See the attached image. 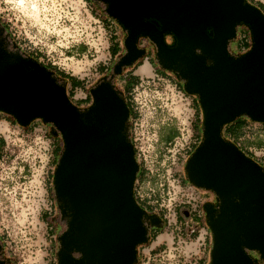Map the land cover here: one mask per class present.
I'll list each match as a JSON object with an SVG mask.
<instances>
[{
	"label": "water",
	"instance_id": "obj_1",
	"mask_svg": "<svg viewBox=\"0 0 264 264\" xmlns=\"http://www.w3.org/2000/svg\"><path fill=\"white\" fill-rule=\"evenodd\" d=\"M91 1L122 25L125 36L108 74L89 87L87 107L74 105L66 81L24 53L0 22V112L21 126L41 119L63 142L51 182L63 224L56 264H136L152 225L162 224L134 197L139 164L129 108L114 83L146 57L139 36L154 45L157 65L175 75L201 111V138L184 174L216 199L202 206L211 235L207 264H259L264 166L225 138L222 128L238 117L264 122V13L245 0ZM239 23L248 26L252 43L233 54L229 44ZM3 248L0 239V264H7Z\"/></svg>",
	"mask_w": 264,
	"mask_h": 264
},
{
	"label": "rangeland",
	"instance_id": "obj_2",
	"mask_svg": "<svg viewBox=\"0 0 264 264\" xmlns=\"http://www.w3.org/2000/svg\"><path fill=\"white\" fill-rule=\"evenodd\" d=\"M23 1L26 6L20 5L19 0H0V21L4 22L7 32L10 37H14L19 47L27 52H37L40 55L39 60L44 63L57 65L60 69L94 84L106 74L98 71L97 65L112 62L109 45L113 32L116 33L121 47L120 54L124 51L125 32L122 25L114 23L113 19L93 2L84 5L85 2L81 0ZM259 1L264 4V0ZM30 3L34 7L29 6ZM107 20L108 24L115 28L112 32L111 27L104 24ZM243 34L246 35L248 43L252 42L248 26L239 23L236 35L230 41L229 52L248 50L242 48L240 37ZM169 40L167 36L168 44ZM146 41L141 40L139 36L138 46L142 44L141 47H145ZM153 60L150 59L149 62L156 66L157 63ZM112 64L113 62L111 66ZM149 69L148 64H145L138 71L142 75ZM79 91L77 90L75 97L83 95ZM8 117L10 116L0 112V129L4 126L3 121L7 123L5 118ZM148 119L147 115L143 117V126L137 131L142 133L138 136L144 140L145 146L151 132V123ZM36 120L37 118L31 120L28 125ZM4 135L7 136L6 130L0 131V137ZM252 139L260 140L257 136ZM57 142L62 148L60 136ZM1 151L2 146H0V237L4 243L3 258L7 260V264H56L57 234L63 229V224L59 219L53 192L51 196L49 191L52 172L47 173L48 165L45 161L21 172V161L13 157H1L3 155ZM253 159L262 165L258 159ZM207 193L211 195L212 203H215L214 195L210 191ZM45 211L47 218L43 215ZM204 226L205 229L189 239L185 236L173 239L172 231L162 228L161 233L152 236L153 239L140 246L139 264H188L191 259L193 262L199 256L209 261L211 235L206 223ZM203 233L205 250L201 247L198 251V240L202 239ZM260 263L264 264V260Z\"/></svg>",
	"mask_w": 264,
	"mask_h": 264
},
{
	"label": "built area",
	"instance_id": "obj_3",
	"mask_svg": "<svg viewBox=\"0 0 264 264\" xmlns=\"http://www.w3.org/2000/svg\"><path fill=\"white\" fill-rule=\"evenodd\" d=\"M81 1L85 2L84 5L87 3L86 0ZM92 83L85 80V88H89ZM77 90L83 95L75 97ZM86 95L87 91L84 89H75L71 99H84ZM128 98L129 133L139 164L138 173L140 172L134 181V197L138 204L148 208L151 215L163 220L162 228L170 229L173 239L183 236L189 239L205 229V212L202 206L205 202L212 201L207 190L190 184L184 174L186 159L193 151V146L200 141L193 127L199 115L195 98L180 87L175 79L156 71L151 76H140L139 82L128 93ZM89 105L90 103L81 104V107ZM145 115L151 123L146 146L138 136L142 133L137 132L143 126ZM7 123V136L2 137L4 144L1 157L20 160L21 172L45 161L48 165L47 173H53L57 144L47 126L38 120L27 126ZM165 128H174L176 131L172 139L167 141L161 138L162 133L167 130ZM243 133L236 144L264 164V122L248 121L243 126ZM255 136L260 138V147L242 143V139L254 140L252 138ZM182 208L189 212L187 217L182 213ZM194 218L198 220L193 222ZM184 220L191 225L184 226ZM204 235L205 233L198 240V251L201 247L205 250ZM201 258L199 256L193 262L191 259L188 264H198Z\"/></svg>",
	"mask_w": 264,
	"mask_h": 264
},
{
	"label": "trees",
	"instance_id": "obj_4",
	"mask_svg": "<svg viewBox=\"0 0 264 264\" xmlns=\"http://www.w3.org/2000/svg\"><path fill=\"white\" fill-rule=\"evenodd\" d=\"M245 1L255 5L256 7L261 9V11L264 13V4L261 1H259V0H245ZM104 24H107V27H111V30H110L111 32H112L113 29H115L112 24L111 25L108 24V20L106 22H104ZM11 39L14 41L13 37H11ZM110 40H111V43L109 45L110 59H111L112 62H114V60L117 59V57L119 56V54L121 52V47H120V44H119V41H118V39L116 37V33L115 32H113L110 35ZM251 43H248L246 41L245 42V47L242 46V48L249 49ZM15 44L18 45L16 42H15ZM21 50L24 53L28 54L29 56L33 57L35 60H39V56L40 55L37 52L33 53V52H27L24 49H21ZM137 62L135 64H137ZM42 63L47 68L53 70L59 77H61L62 79H64L66 81V92H67L68 97L70 99H71V96H73L75 89H77V88H81V89H84L85 91H87V95H86V97L84 99H77V100H72L71 99V101H72V103L74 105H76L78 107H81V104H87V103L91 104L92 103V96H91V94L88 91L89 88H85V79H81V78H79L77 76H74V75L64 71L63 69H60L59 67H57V65H54V64H51V63H44V62H42ZM111 63L110 64L99 63L97 65V70L100 71L103 74L104 73L108 74V72L111 69ZM124 69H126V68H124ZM157 73H159V72H157ZM124 74H125V76L123 75V72H122L120 75H118L115 78L114 83H115L116 87L123 93V95L125 97V100H126V103H127V106L130 109V101H129V98H128V93L139 82V76L131 74V70L125 71ZM177 83L179 84L180 87L183 88V85L181 83H179V82H177ZM195 104L198 105L197 100H195ZM198 108L199 107L197 106V110H198ZM198 114L199 115L197 116L193 127H194L195 134L200 137V135H201V111L200 110L198 111ZM250 120L251 119H248L246 117H238L235 120H233L232 122L224 125L223 128H222L223 136L225 138L237 143L239 138L242 137L243 134H244L243 133V126ZM175 133H176V131L174 130V128H169L165 132L162 133L161 138L166 140V141L170 140L175 135ZM242 143L244 145H247V146L253 145V146H256V147H260L262 145L260 140L256 141V140H250L248 138H244ZM3 144H4V139L2 137H0V145L3 146ZM195 145H197V144H195ZM194 146H193V148H194ZM239 148L241 150H243L247 155L252 157L242 147L239 146ZM60 151H61L60 146L56 145V148H55L56 157L59 155ZM54 163H56L55 160H54ZM139 173H137L136 178L139 176ZM51 182H52V173L50 175V183ZM49 189H50L49 190L50 194L52 196V186H51V184L49 186ZM143 208L147 212H149L147 207L143 206ZM43 215H45V217L47 218V212L46 211L43 213ZM197 220H198L197 218H194L193 222L197 221ZM47 224H49V223H47ZM186 225H188V224H185L184 226H186ZM50 229L52 230V226H50ZM161 232H162V227L156 229L153 232V234L150 233V239L149 240L153 239L152 236L155 237L157 234H159ZM0 239H1V237H0ZM1 241H2V239H1ZM3 247H4V243H3ZM139 248H140V246H139ZM139 248H138V250H139ZM207 262L208 261H205L203 258H201L200 261L198 262V264H207Z\"/></svg>",
	"mask_w": 264,
	"mask_h": 264
},
{
	"label": "flooded vegetation",
	"instance_id": "obj_5",
	"mask_svg": "<svg viewBox=\"0 0 264 264\" xmlns=\"http://www.w3.org/2000/svg\"><path fill=\"white\" fill-rule=\"evenodd\" d=\"M87 2H92L91 0H86ZM93 3H95V2H93ZM96 5H98L97 3H95ZM99 6V5H98ZM4 26H5V28H6V25L4 24V22L3 21H0ZM114 23L116 22L115 20L113 21ZM165 36H166V38H167V36H169V44H173L174 43V37L172 36V34H170V33H166L165 34ZM142 39H144L143 37H141V40ZM146 40V39H145ZM146 43H147V45L145 46V48H146V54L147 53H149V55H150V57H151V59H154L153 61L154 62H156L155 61V48H154V45L151 43V42H149V41H146ZM140 46H142V44H140ZM245 51H241V50H238L237 51V53H233V54H243ZM155 71H157V72H159V74H163V75H168V76H170L171 78H173V79H175L177 82H179V83H181L176 77H175V75L172 73V72H170V71H167V70H164V69H162V68H160L158 65H156L155 66ZM182 84V83H181ZM5 120H6V122H12V123H17L11 116L10 117H8V118H5ZM40 123H42L44 126H47V128L49 129V131H50V133H51V136H52V138H53V140L55 141V143L57 142V139H58V136H59V134H55L54 133V129L51 127V125L50 124H48V123H46V122H44V121H42L41 119H37ZM57 145H58V142L56 143ZM1 146V145H0ZM262 166H264V164H262ZM210 202H212V201H210ZM149 213V217H156V216H153V215H151V213L150 212H148ZM158 218H160V217H158ZM161 219V218H160ZM162 220V219H161ZM160 227H163V220H162V224L159 226V225H157V224H153L152 225V227H151V229H150V233L152 234L156 229H158V228H160ZM138 252H139V250H138ZM254 254V253H253ZM138 260H139V254H138Z\"/></svg>",
	"mask_w": 264,
	"mask_h": 264
},
{
	"label": "crops",
	"instance_id": "obj_6",
	"mask_svg": "<svg viewBox=\"0 0 264 264\" xmlns=\"http://www.w3.org/2000/svg\"><path fill=\"white\" fill-rule=\"evenodd\" d=\"M240 40H242V46L245 47V42L246 41L248 42V39L246 38V35L243 34L240 37ZM146 55L147 56L145 58L141 59L140 61H138L137 64H135V65H133L131 67H127L126 69H124L123 75L125 76V74H124L125 71L131 70V74L136 75V76H139V77L140 76H151L153 74V72L155 71V67H154L155 65L154 64H151L149 62V60L151 59L150 55L149 54H146ZM145 64H148V66H149L150 69L147 70V71H145V73H142V75H141L138 70H139V68L142 65H145ZM77 89H79V88H77ZM186 211H187L186 208H182V213L184 214V216L187 217L189 215V212L187 211V213H186ZM184 222L186 224L187 223V220H184ZM188 224L191 225L190 222H188Z\"/></svg>",
	"mask_w": 264,
	"mask_h": 264
},
{
	"label": "bare ground",
	"instance_id": "obj_7",
	"mask_svg": "<svg viewBox=\"0 0 264 264\" xmlns=\"http://www.w3.org/2000/svg\"><path fill=\"white\" fill-rule=\"evenodd\" d=\"M31 1H33V0H31ZM27 3V2H26ZM19 4L20 5H22V6H26V4H25V2L23 1V0H19ZM31 5H33L32 3H30V5L29 6H31ZM37 6V5H36ZM28 7V6H27ZM33 7H34V5H33ZM30 11H32V10H30ZM34 12H36V11H34ZM38 12H39V9H38ZM33 15V14H32ZM3 124H4V126H3V128L2 129H0V131H5L6 129H7V123H5L4 121H3Z\"/></svg>",
	"mask_w": 264,
	"mask_h": 264
}]
</instances>
